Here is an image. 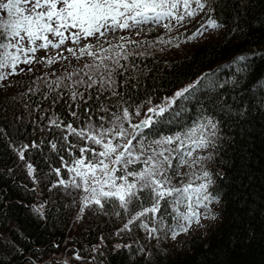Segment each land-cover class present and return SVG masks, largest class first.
Here are the masks:
<instances>
[{
    "label": "trees",
    "instance_id": "obj_1",
    "mask_svg": "<svg viewBox=\"0 0 264 264\" xmlns=\"http://www.w3.org/2000/svg\"><path fill=\"white\" fill-rule=\"evenodd\" d=\"M208 7L214 11L208 13ZM209 16L222 25L217 34L201 42H197L201 36L188 40ZM165 24L135 35L123 34L122 29H104L105 34L116 35L92 46L94 56L81 55V48L75 55L69 51L56 55H70L73 64L75 56L81 55L91 65L99 63V56L115 57L120 52L118 65L105 60L114 82L111 86L97 82L89 87L91 80L101 75L93 68L89 70L91 80L88 75L70 83L76 79L73 77L51 86L35 81L34 91L22 95L11 91L22 82L0 88V264H50L58 252H78L80 259L74 264H264V0H209L198 23L182 29L175 20ZM103 36L97 34L96 38ZM40 56L42 52L35 53V66ZM240 56L247 60L233 63ZM25 68L19 72L23 76L30 73L31 66ZM102 74L109 77L107 71ZM29 77L33 75L22 79L25 84ZM192 84L196 88L191 99L178 98L170 109L154 114L152 119L158 123L151 133L145 129L144 143L183 132L206 116L218 123L215 146L196 149L187 165L191 172L197 171L196 175H202L203 170L211 173L209 193L218 200L213 201L215 215L206 230L199 228L178 247L165 240L155 244L143 236V231H149L138 225L143 221L149 229L156 227L157 233L170 232L161 227L160 213L123 230L141 210L137 206L128 212L118 206L106 205L103 212L95 206L86 207L76 221L83 190L59 183L65 179L68 184L72 177L61 157L69 166L79 158V147L98 146L70 135L66 126L84 128L91 117V123H103L107 128L111 113L121 114L125 107L134 124L142 121L150 104ZM73 91L82 98L77 95L73 101ZM72 112L77 115L72 116ZM53 118L59 127L51 123ZM124 127L131 131L127 122ZM53 143L56 149H52ZM23 145L27 147L21 159L17 147ZM209 155L211 159L190 166L193 159ZM28 164L33 166V174ZM180 165L178 158L173 159L169 175L175 186ZM55 169H60L59 174ZM39 205L44 207L42 215L34 211ZM143 206H149L148 202ZM164 207L162 202L164 223L171 224V210L164 212ZM120 241L122 244L116 245Z\"/></svg>",
    "mask_w": 264,
    "mask_h": 264
},
{
    "label": "snow or ice",
    "instance_id": "obj_2",
    "mask_svg": "<svg viewBox=\"0 0 264 264\" xmlns=\"http://www.w3.org/2000/svg\"><path fill=\"white\" fill-rule=\"evenodd\" d=\"M208 4L209 0H0V12L6 14V18L0 16V81L16 74L21 63L31 65L35 60V53L40 49L47 50L50 46L59 49L69 39L73 43H79L82 38L87 39L97 34L103 36L104 29H129L149 23L159 24L165 20H175L179 23L186 17L194 18L204 11ZM213 11V8L208 7V13ZM164 27L170 28V24H165ZM221 27L216 19L209 16L206 24L201 25L188 40L196 39L209 29ZM49 35L53 39H49ZM161 42L168 43L163 40ZM91 48V45L81 48L80 54L94 56ZM68 51L75 55L72 48ZM29 53L32 55L29 56ZM120 56V52H116L115 57L99 56L96 58L99 63L86 65L89 70L94 68L96 72L101 73L97 80H91V71L86 73L91 80L88 86L91 87L97 82L111 86L114 83L110 79L111 69L105 60H111L113 64L118 65ZM124 58L127 59L126 54ZM245 60L247 57L240 56L233 63L239 64ZM54 62V59H47L49 65ZM5 69L9 71L6 72ZM103 71L109 73L108 78L103 76ZM195 88L196 84L188 85L177 91L174 96L166 98L165 107L149 108L148 112L159 116L170 109L178 98L191 99ZM115 94L113 92V95ZM77 95L82 98V94L73 91V101ZM84 111L87 113L89 109L85 108ZM71 114L74 117L77 115L76 112ZM139 114L137 108L135 115ZM111 117L110 126L107 128L103 127V123L99 126L91 123V117H88L89 122L84 128H73L71 124L66 126L70 135L98 147L88 144L79 147L80 156L71 161L72 167H68V163L61 157L68 172L80 178V182L73 180L68 184L60 180L61 185L89 193L85 197V207L95 206L101 212L106 205L118 206L125 212H128L131 206L140 207L141 210L125 224V229L135 221H142L144 217L155 218L156 214L160 213L159 223L171 232L173 239L189 231L193 223H200L201 209H204L203 216H214L210 204L218 200V197L208 192L212 183L209 171L203 170L202 175L196 176L197 180L205 182L196 184L190 180L180 187L173 185L169 172L173 159L178 158L180 164H189L185 157H192L196 149L215 146L213 138L218 132L216 121L211 117H203L187 126L183 132L161 135L145 145V129L151 133L158 121L148 116L138 124H132V113L126 107L122 109L121 114L111 113ZM99 119L104 121L105 117ZM125 122L129 124L131 132L124 127ZM51 123L60 126L55 120ZM138 137L140 139H137ZM63 139L67 140V137ZM133 141H136V144H133ZM169 145L174 147H168ZM51 147L56 149L57 145L53 143ZM76 147L69 145V148ZM19 156L24 158L23 151L19 152ZM205 159H211V156L197 157L191 161L190 166H195ZM27 169L29 173L34 172L31 164L27 165ZM55 171L59 174L60 169ZM176 174L179 175L178 166ZM146 201L149 206L144 207ZM162 202L165 205L164 212L171 210V224L164 223ZM34 211L42 215L40 209ZM138 226L152 235L157 233V228L149 229L146 222L142 221ZM76 258L80 257L77 255Z\"/></svg>",
    "mask_w": 264,
    "mask_h": 264
},
{
    "label": "rangeland",
    "instance_id": "obj_3",
    "mask_svg": "<svg viewBox=\"0 0 264 264\" xmlns=\"http://www.w3.org/2000/svg\"><path fill=\"white\" fill-rule=\"evenodd\" d=\"M193 7H195V4H193ZM202 15H203V11L200 12L198 15H196L194 18L186 17L184 21H181L179 23L177 21H175V22L177 23L176 25L178 26V28L182 29L183 26L185 27V26L191 25L192 23H198L200 21ZM0 16H5V18H6V14L3 12H0ZM166 21L167 20H165L159 24L149 23L146 25H141L138 27L129 28L127 30L122 29L120 31H122L123 34H125L127 32L126 34L135 35L137 33H144L148 29L157 28L161 25H164L166 23ZM216 34H217L216 29L215 30L209 29V30L205 31L204 34L201 35V37L198 38L197 42H201L205 38H207L209 36L216 35ZM107 35H105L103 38H100V37L96 38L97 35L92 36V37H88L87 39L82 38L79 41V43H73L69 39L59 49L52 48L51 46L47 50L40 49L37 52H42V56H40L38 62L36 61V66H35V60L31 65L21 63L17 67L16 74L9 75L7 77V79L0 81V84H1L0 88L1 89H7L6 87L3 88L5 86V84L13 83V81L22 82L21 84L18 83L17 85H14L13 88L11 89V91H13L15 94L21 93V95H22V94L27 93L28 91H34V90H31V88H32L33 82H35V81H36L37 85L46 84L47 86H51L53 84L64 83V81L69 79L68 77H71L70 79H72L73 77L76 78V79L71 80L70 83L73 81H76V80H85L86 77L88 76V74H86V73L89 72V69L86 68L85 66L89 65V64L86 62V60L81 59L82 58L81 55H79V56L77 55L74 58L75 59L74 64H77V66H79V68L74 66V64L72 62L73 60L70 59V55L69 56H61L60 58H55V57H56V55H58V53L62 54L64 51L67 52L69 48H72L74 51H76L77 49L85 47L87 45H91V46L99 45L100 44L99 42L101 39L111 38V37L115 36L116 34L112 33V34H107ZM49 39H53V37L51 35H49ZM121 41L124 42L125 44H127L129 42L128 40H121ZM31 55L32 54L29 53V56H31ZM49 58L55 60V62L52 63L51 65H49L47 63V59H49ZM66 60H68V61H66ZM66 62H69V65H66ZM27 66H31V69H28V72H30V73L23 76V74H20L19 72L21 71L22 68L26 71L27 69L25 67H27ZM5 71L7 72L9 70L5 69ZM30 75H33V78L29 77L30 79H27L26 84H25L24 78L28 77ZM22 79H24V80H22ZM34 86H35V84H34ZM172 96H174V95H172ZM172 96H169L166 98H170ZM166 98H164L159 103L150 104V106H148L146 108V111H145V114H144V117L142 118V120H144L148 116H151V117L154 116L153 113L148 112L149 108H156L157 106L165 107L166 106ZM53 120H56V118H53ZM138 123L139 122L134 123V124H138ZM25 146L26 145L18 146L17 147L18 152L24 151ZM153 147H155V145ZM168 147H174V145H169ZM193 157L194 156L185 157V159L189 160L190 158H193ZM187 165H189V164L180 165L181 166L180 167L181 173H180V176H177L179 179L178 183H177V187L182 186V184L188 183L190 180L193 182L199 181L196 179V176H198V175H196L197 171L191 172V170L187 169ZM72 166L73 165L71 164L68 167H72ZM32 168H33V166H32ZM193 173H195V175H193ZM31 174H33V172ZM71 174H72V177L70 178V181H73V180L77 181L78 179H80L79 177H76L74 173H71ZM61 180L66 182L65 179H61ZM194 183H196V182H194ZM200 183H202V182H200ZM196 184H199V183H196ZM208 192H209V188H208ZM88 195H89V193L83 191L81 194V197L79 198V203H78L79 208L77 210V218L75 219L76 221L80 220V218H81V216H82V214L86 208L85 207V197ZM214 206L215 205L212 201V203L210 204V209H211V212L215 215V213H214L215 209H212ZM39 209L43 210L44 209L43 205H39ZM203 212H204V209H201L202 217H201L199 224L193 223V225L189 231H187L186 233H181L175 239L172 238L171 232L167 233L163 230L160 233H157L156 235H152V234H150V232L143 231L142 232L143 236L148 241L153 240L155 244L163 243V240H165V241L171 243L172 245L178 247L182 243V241L188 239L191 235L196 234L198 232L199 228L206 230V228H207L206 224H208V222H210L211 217L213 215H209V216L205 217V216H203ZM214 221H216V220H214ZM129 225H128V227H129ZM124 226H123V230H125ZM101 243H103V240L99 241V243L95 246L94 251H96L99 248ZM121 244H122V241L118 242L116 245H121ZM77 255L79 256L78 252L68 253V254L58 252V253H55L53 255V259L50 261V264H74V261H77L80 259V258L79 259L76 258Z\"/></svg>",
    "mask_w": 264,
    "mask_h": 264
}]
</instances>
